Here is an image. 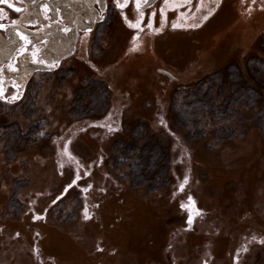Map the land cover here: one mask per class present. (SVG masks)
<instances>
[{"label": "rangeland", "instance_id": "374dc122", "mask_svg": "<svg viewBox=\"0 0 264 264\" xmlns=\"http://www.w3.org/2000/svg\"><path fill=\"white\" fill-rule=\"evenodd\" d=\"M123 5L98 51L89 31L0 69V125L40 124L20 144L0 131V264H264V0ZM34 57L51 69L25 70ZM215 74L226 115L182 125L179 92ZM86 76L109 103L73 115ZM118 138L160 146L161 189L114 168Z\"/></svg>", "mask_w": 264, "mask_h": 264}, {"label": "flooded vegetation", "instance_id": "af4514ba", "mask_svg": "<svg viewBox=\"0 0 264 264\" xmlns=\"http://www.w3.org/2000/svg\"><path fill=\"white\" fill-rule=\"evenodd\" d=\"M8 4L21 11H15ZM8 4L0 3V24L3 25L0 69L8 63L7 66L17 67L22 55L18 53L24 52L41 54L48 50L53 60H60L65 52L74 50L89 31L94 38V50L100 35L109 29L112 18L124 12L123 0H104L103 4L98 0H8ZM18 33L25 39L21 40ZM33 65L38 68H32ZM23 68L40 72L51 69L37 57L26 59Z\"/></svg>", "mask_w": 264, "mask_h": 264}, {"label": "trees", "instance_id": "16d2710c", "mask_svg": "<svg viewBox=\"0 0 264 264\" xmlns=\"http://www.w3.org/2000/svg\"><path fill=\"white\" fill-rule=\"evenodd\" d=\"M98 41L95 44V51H98ZM62 71L56 72L60 74ZM216 75V74H215ZM211 79V78H210ZM220 79V78H219ZM217 75L210 82L200 81L197 85L188 89L181 90L179 96L182 98L178 105V120L182 125L192 126L195 129L200 126L202 120L209 119L211 122L221 121L227 113V102H218L220 91L218 89ZM108 86L94 77L84 79L82 87L77 91L73 101L70 113L73 115L90 113L91 111H104L109 103ZM216 93V94H215ZM253 93H256L253 90ZM217 95V96H216ZM35 95H26L19 108L30 118L34 112L33 102ZM264 106V105H263ZM2 106H0V109ZM216 111V112H214ZM207 116V117H206ZM39 122H30L28 126L29 136L18 130L17 126L0 125V131L5 132L8 142L13 141L17 144L24 143L27 140L37 139L34 136L35 128L39 127ZM261 129L264 132V115L261 117ZM197 130V129H196ZM26 137H29L26 138ZM112 164L117 170H122L121 176L128 179L133 187H147L149 190L161 189L165 181V156L156 143H137L134 141H125L121 138L116 139L111 147ZM16 205V200H13Z\"/></svg>", "mask_w": 264, "mask_h": 264}, {"label": "snow or ice", "instance_id": "6c2138e0", "mask_svg": "<svg viewBox=\"0 0 264 264\" xmlns=\"http://www.w3.org/2000/svg\"><path fill=\"white\" fill-rule=\"evenodd\" d=\"M98 2L101 3V4H103V3H104V0H98ZM136 2L139 3L140 0H136ZM144 2H145V3H148L149 0H144ZM187 2H188V3H191V0H187ZM253 2H255V0H253ZM0 3L8 4V0H0ZM8 7H10V8H14V10L17 11V12H20V11H21L20 8H18V7H14L13 4H8ZM2 28H3V25L0 24V29H2ZM18 35L20 36V39H21V40L25 39V37H24L23 34L18 33Z\"/></svg>", "mask_w": 264, "mask_h": 264}, {"label": "water", "instance_id": "95a60500", "mask_svg": "<svg viewBox=\"0 0 264 264\" xmlns=\"http://www.w3.org/2000/svg\"><path fill=\"white\" fill-rule=\"evenodd\" d=\"M34 67H32V68H38L36 65H33Z\"/></svg>", "mask_w": 264, "mask_h": 264}]
</instances>
